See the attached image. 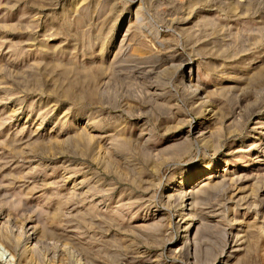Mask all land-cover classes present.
Listing matches in <instances>:
<instances>
[{
	"label": "rangeland",
	"instance_id": "1",
	"mask_svg": "<svg viewBox=\"0 0 264 264\" xmlns=\"http://www.w3.org/2000/svg\"><path fill=\"white\" fill-rule=\"evenodd\" d=\"M0 240L264 264V0H0Z\"/></svg>",
	"mask_w": 264,
	"mask_h": 264
},
{
	"label": "bare ground",
	"instance_id": "2",
	"mask_svg": "<svg viewBox=\"0 0 264 264\" xmlns=\"http://www.w3.org/2000/svg\"><path fill=\"white\" fill-rule=\"evenodd\" d=\"M0 246L1 247H4V248H6L5 247V245H4V243H2V241L0 240ZM7 249V248H6ZM11 253V252H10ZM14 255V254H13ZM4 257V255H3V253L1 252V250H0V261H4V264L6 263V264H8L11 260V255H10V257L9 258H7V256H5V258H3ZM23 264H24V262H23Z\"/></svg>",
	"mask_w": 264,
	"mask_h": 264
}]
</instances>
